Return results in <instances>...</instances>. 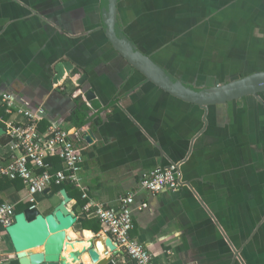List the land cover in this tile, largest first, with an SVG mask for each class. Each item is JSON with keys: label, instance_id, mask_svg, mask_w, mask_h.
I'll list each match as a JSON object with an SVG mask.
<instances>
[{"label": "crops", "instance_id": "1", "mask_svg": "<svg viewBox=\"0 0 264 264\" xmlns=\"http://www.w3.org/2000/svg\"><path fill=\"white\" fill-rule=\"evenodd\" d=\"M100 7V0H0V93L42 107L41 130L56 123L79 133L84 204L116 207L143 174L179 164L177 192L135 196L130 236L154 264H264V95L207 108L171 96L113 49ZM117 18L142 54L188 86L264 72V0H117ZM63 61L73 70L53 83ZM22 188L0 178V204H25ZM36 200L47 215L61 198ZM76 203L67 207L95 220ZM71 233L77 240L106 235L80 222ZM5 239L0 248L14 254ZM108 256L134 264L121 250L101 258Z\"/></svg>", "mask_w": 264, "mask_h": 264}, {"label": "built area", "instance_id": "2", "mask_svg": "<svg viewBox=\"0 0 264 264\" xmlns=\"http://www.w3.org/2000/svg\"><path fill=\"white\" fill-rule=\"evenodd\" d=\"M0 107L4 108L7 120L4 125L6 143V164L0 168V178L9 181H21V202L36 208V196L46 194L52 186L72 185L81 193V199L87 200V195L79 185L78 172L82 166V149L76 144L78 132L67 131L56 123L50 124L46 130H41V124L46 119L42 107L30 109L28 104H18L9 92L0 93ZM57 158L60 169L54 170L48 161ZM179 164H171L166 168H156L143 174L138 189L134 195H124L119 198L116 207L105 208L90 201L85 202L82 211L85 215L96 219L103 232L109 235L112 244L121 250L134 264H154L146 249L131 238L134 227L132 208L135 196L139 193L156 195L164 191L177 192L180 187ZM147 209L142 202L138 210ZM15 205L0 204V245L7 236L5 229L13 224ZM108 251V250H107ZM15 253L9 254L0 248V264H12Z\"/></svg>", "mask_w": 264, "mask_h": 264}, {"label": "water", "instance_id": "3", "mask_svg": "<svg viewBox=\"0 0 264 264\" xmlns=\"http://www.w3.org/2000/svg\"><path fill=\"white\" fill-rule=\"evenodd\" d=\"M101 27L113 49L144 78L164 92L186 103L207 108L241 100L245 97L264 95V72L231 80L214 87L197 88L182 83L167 70L142 54L122 31L117 18V0H100ZM73 70L70 62H58L53 67V83L59 82ZM86 81V75L75 82L77 87ZM85 94L86 101H89ZM4 130L0 128V136ZM59 204L47 215L37 208H26L14 216L12 225L5 229L18 264H113L112 257H103L107 252L117 255L109 235L77 240L67 236L78 217L67 206L71 199L64 189L59 191ZM108 250V251H107Z\"/></svg>", "mask_w": 264, "mask_h": 264}, {"label": "trees", "instance_id": "4", "mask_svg": "<svg viewBox=\"0 0 264 264\" xmlns=\"http://www.w3.org/2000/svg\"><path fill=\"white\" fill-rule=\"evenodd\" d=\"M0 117L3 120H6L8 118L7 115L4 112V108L3 107H0ZM5 143H6V138L4 136L0 137V144H5ZM48 161L51 163V165L53 166L54 170H59L60 169V162L58 161L57 158H51ZM7 181L10 184L19 185V188L23 187L21 181H19V180H17V181H9V180H7ZM62 189H64L66 191V193L69 196V198L76 200V202H77L76 204L78 206H80L81 208L84 206V202H82V200L80 199L81 195L76 197L74 195V191H76V190L70 184H66V185H63V186H52V188L46 194L51 195V194H54V193H58ZM29 206L30 205L28 203L18 205L17 207H15L16 214L22 212L24 209L28 208ZM80 225H81V228L83 230L91 231V232H93L95 234L98 233L101 230L100 224H99V222L96 219L95 220H88V219L85 218V219H83L80 222ZM1 230H2V228L0 226V231ZM12 264H18V263H17L16 260H14V261H12Z\"/></svg>", "mask_w": 264, "mask_h": 264}, {"label": "bare ground", "instance_id": "5", "mask_svg": "<svg viewBox=\"0 0 264 264\" xmlns=\"http://www.w3.org/2000/svg\"><path fill=\"white\" fill-rule=\"evenodd\" d=\"M211 112H213V111H211ZM183 184V183H182ZM68 186V185H67ZM183 187V186H182ZM67 236H69L70 238H74V235L71 233V230H68L67 232ZM83 236L85 237V238H87V237H89L90 236V233H83Z\"/></svg>", "mask_w": 264, "mask_h": 264}, {"label": "rangeland", "instance_id": "6", "mask_svg": "<svg viewBox=\"0 0 264 264\" xmlns=\"http://www.w3.org/2000/svg\"><path fill=\"white\" fill-rule=\"evenodd\" d=\"M37 199H38V198H37ZM38 204H39V203H38V200H36V205L38 206ZM40 206H42V205H40ZM40 206H39V208H40ZM4 238H6V239H5V240H6V241H5V245H7V247H8L9 250H12L11 247H10L11 245H10V242H9L8 237L5 236Z\"/></svg>", "mask_w": 264, "mask_h": 264}]
</instances>
